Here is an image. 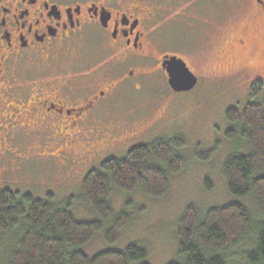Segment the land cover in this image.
Returning a JSON list of instances; mask_svg holds the SVG:
<instances>
[{
  "label": "rangeland",
  "instance_id": "1",
  "mask_svg": "<svg viewBox=\"0 0 264 264\" xmlns=\"http://www.w3.org/2000/svg\"><path fill=\"white\" fill-rule=\"evenodd\" d=\"M211 3L207 22L183 18L163 30V49L185 56L198 76L193 89L172 90L168 74L159 63H142L134 56L131 63L117 61L120 75L92 80L102 88H107L108 81H115L110 96L103 101L99 123L79 129L76 142L66 151L60 153L52 142L44 152L55 153L53 156L37 154L34 149L25 153V147L31 146L25 142L36 136L32 134L10 148L14 153L0 155L1 188L40 199L51 193L58 202L71 201L78 219L90 220L95 213L82 195L83 178L89 171L98 169L108 158L123 157L137 144L179 136L185 140L180 151L186 164L171 176L166 194L151 197L142 191L112 192L114 215L127 212L130 222L113 243L105 240L103 231L96 233L83 247L89 255L103 249L123 250L137 243L147 249L146 261L150 264L178 262L181 254L176 227L189 205L205 213L211 207L239 201L256 222L264 220L253 197L230 194L223 171L225 160L235 148L227 136L233 125L226 111L249 100L255 80L264 82V20L252 26L247 48L240 49L234 38L249 24L253 0H244V6L238 0ZM202 6L204 9V1ZM161 47L159 44V51ZM24 70L20 73L35 71ZM130 70H135L134 74ZM1 147L9 148L0 143ZM255 243V236L240 239L230 248L227 264H248L246 254Z\"/></svg>",
  "mask_w": 264,
  "mask_h": 264
},
{
  "label": "flooded vegetation",
  "instance_id": "2",
  "mask_svg": "<svg viewBox=\"0 0 264 264\" xmlns=\"http://www.w3.org/2000/svg\"><path fill=\"white\" fill-rule=\"evenodd\" d=\"M211 1L0 0V143L9 147L0 155L14 153L10 148L32 134L25 153L53 156L44 152L52 142L66 151L79 129L99 123L115 85L95 82L120 75L117 61L131 63L133 56L159 63L166 74V56L187 61L163 49V30L183 18L207 22ZM253 2L249 24L234 38L240 49L247 48L252 26L264 20V0ZM23 68L35 71L21 74Z\"/></svg>",
  "mask_w": 264,
  "mask_h": 264
},
{
  "label": "trees",
  "instance_id": "3",
  "mask_svg": "<svg viewBox=\"0 0 264 264\" xmlns=\"http://www.w3.org/2000/svg\"><path fill=\"white\" fill-rule=\"evenodd\" d=\"M226 116L233 125L227 136L235 144L223 167L228 191L253 197L264 213V82L255 80L249 100L228 108ZM184 146L181 136L137 144L123 157L108 158L89 171L82 195L95 213L90 220L78 219L71 201L58 202L51 193L40 199L0 187V264H150L147 249L137 243L92 255L83 247L101 231L107 242H116L129 224L127 212L114 215L110 197L115 189L142 191L151 197L166 194L171 176L186 164L180 151ZM176 235L181 259L169 264H227L230 248L248 236L256 238L255 247L246 254L248 264H264V220L256 222L239 201L205 213L187 206Z\"/></svg>",
  "mask_w": 264,
  "mask_h": 264
},
{
  "label": "water",
  "instance_id": "4",
  "mask_svg": "<svg viewBox=\"0 0 264 264\" xmlns=\"http://www.w3.org/2000/svg\"><path fill=\"white\" fill-rule=\"evenodd\" d=\"M162 65L168 74L169 86L175 92L189 91L198 83V76L184 58L166 56Z\"/></svg>",
  "mask_w": 264,
  "mask_h": 264
}]
</instances>
